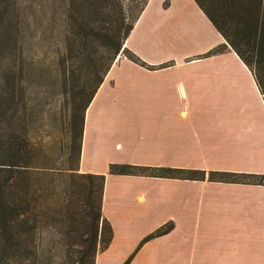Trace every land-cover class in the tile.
<instances>
[{
    "label": "crops",
    "instance_id": "obj_1",
    "mask_svg": "<svg viewBox=\"0 0 264 264\" xmlns=\"http://www.w3.org/2000/svg\"><path fill=\"white\" fill-rule=\"evenodd\" d=\"M225 44L217 54L203 55ZM84 112L78 171L105 175L94 264H264V185L109 174L110 163L264 173V99L194 0H147Z\"/></svg>",
    "mask_w": 264,
    "mask_h": 264
},
{
    "label": "trees",
    "instance_id": "obj_2",
    "mask_svg": "<svg viewBox=\"0 0 264 264\" xmlns=\"http://www.w3.org/2000/svg\"><path fill=\"white\" fill-rule=\"evenodd\" d=\"M60 5L62 76L76 77L73 107L66 126L65 156L51 158L47 143L33 136L26 122L30 104L27 83L14 53L18 8L0 3V262L22 264L20 257L38 256L61 237L74 234L80 264H94L95 255L112 238L110 223L102 216L105 175L78 172L84 112L116 55L126 52L132 62L146 65L124 41L147 0H56ZM227 44L251 70L264 99V0H194ZM12 11V12H11ZM12 46L11 44H14ZM11 45L12 47L8 46ZM218 45L203 56L222 52ZM243 48V49H241ZM69 66L67 67V65ZM64 164H70L67 167ZM109 174L141 175L264 185V173L204 171L162 166L110 163ZM173 228L167 222L144 236L122 262L129 264L139 247ZM53 232L51 241L37 234ZM56 238V239H55ZM47 240V241H46ZM56 248V247H55Z\"/></svg>",
    "mask_w": 264,
    "mask_h": 264
},
{
    "label": "rangeland",
    "instance_id": "obj_3",
    "mask_svg": "<svg viewBox=\"0 0 264 264\" xmlns=\"http://www.w3.org/2000/svg\"><path fill=\"white\" fill-rule=\"evenodd\" d=\"M3 1L6 0H0V3ZM7 1L11 10L18 8V18L15 20L16 46L13 50L4 51L1 57L9 58L7 56L10 53L15 54L17 65L21 66V78L27 83L30 99L26 122L33 123V136L37 141L47 143L45 145L50 147L49 154L52 159L58 161L55 162L57 165L61 161L63 163L65 156L66 126L76 91V77L69 80L62 76L60 63L62 58L69 54L68 52L66 56L60 54L64 44L60 29V5L56 0ZM11 45L14 46L15 43ZM11 45L8 46L12 47ZM124 54L126 52L117 54L113 62L118 56H125ZM64 165L67 167L70 164ZM73 235H63L59 244L46 250L43 264H80L73 246L75 243ZM40 236L51 241L53 232L48 229L42 234H37L36 240H40ZM24 257H20L22 264H40L38 256L32 253L27 256L28 260Z\"/></svg>",
    "mask_w": 264,
    "mask_h": 264
}]
</instances>
